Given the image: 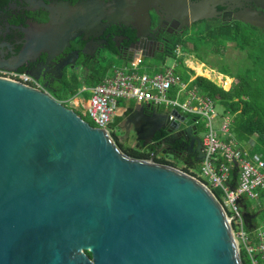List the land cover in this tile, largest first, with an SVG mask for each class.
I'll return each instance as SVG.
<instances>
[{
    "label": "water",
    "instance_id": "water-1",
    "mask_svg": "<svg viewBox=\"0 0 264 264\" xmlns=\"http://www.w3.org/2000/svg\"><path fill=\"white\" fill-rule=\"evenodd\" d=\"M160 1L132 3L146 11ZM41 6L51 22L27 29L21 53L0 69L19 71L42 53L59 55L77 33L95 27L101 12L93 1ZM116 7L131 14L126 0ZM28 73L34 76L33 69ZM128 109L146 146L166 128L197 129L177 110L171 121L151 105ZM243 209L245 224L254 228L258 214ZM0 264L244 263L225 208L207 185L127 155L108 132L49 92L0 79Z\"/></svg>",
    "mask_w": 264,
    "mask_h": 264
},
{
    "label": "flooded vegetation",
    "instance_id": "flooded-vegetation-1",
    "mask_svg": "<svg viewBox=\"0 0 264 264\" xmlns=\"http://www.w3.org/2000/svg\"><path fill=\"white\" fill-rule=\"evenodd\" d=\"M91 1L101 10L92 30L82 36L77 33L75 40L59 55L49 59L42 53L30 67L20 69L26 72L33 69L35 79L52 95L59 94L67 85L74 86V73L104 62L108 54L123 62L136 58L142 63L168 57L178 40L189 39L201 25L241 28L264 35V27L256 25L264 23V2L261 0H162L148 6L146 11L133 8L132 0H126L130 15L119 13L116 7L119 0H0V66L14 63L26 43L27 29L51 22V14L42 8V2L49 5L63 2L75 7ZM199 124L192 123L197 126L192 133L185 130L171 133L167 128L158 131L147 146L137 139L135 149L155 154L159 161L166 162L165 165L192 174V167L197 169L204 159V139ZM120 127L126 133L135 129L126 116L121 117ZM113 136L127 154L121 139L115 133ZM167 156L179 160L182 167H176Z\"/></svg>",
    "mask_w": 264,
    "mask_h": 264
},
{
    "label": "built area",
    "instance_id": "built-area-1",
    "mask_svg": "<svg viewBox=\"0 0 264 264\" xmlns=\"http://www.w3.org/2000/svg\"><path fill=\"white\" fill-rule=\"evenodd\" d=\"M181 51V47H178V57L183 55ZM141 64L135 58L128 65H114L113 74L104 77L101 83L89 89L84 87L83 92L91 93L83 106L84 110L95 127L105 130L113 139L110 128L122 110L120 103L123 101L136 100L153 108H168L171 111V121L176 117L173 110L184 116H191L195 120L193 124L202 121L205 131L204 159L199 174L188 175L207 185L214 194L215 191H220L219 200L230 221L242 260L245 259L248 264H264V219L261 224L253 220L254 228L249 229L243 216L245 201L257 200L259 207L264 208L263 153L248 152L240 148L233 134V118H224L217 111L216 101L202 96L197 89L188 91V85L182 83L175 68L169 67L163 72L149 75L141 71ZM0 79L47 92L26 71L0 69ZM174 90L177 91L175 97ZM182 95L186 97L183 102L180 100ZM220 120L223 123L219 129L217 122ZM144 160L159 162L155 154ZM235 168H238V184L233 188L231 185Z\"/></svg>",
    "mask_w": 264,
    "mask_h": 264
},
{
    "label": "trees",
    "instance_id": "trees-1",
    "mask_svg": "<svg viewBox=\"0 0 264 264\" xmlns=\"http://www.w3.org/2000/svg\"><path fill=\"white\" fill-rule=\"evenodd\" d=\"M190 43L194 45V48L191 50L193 55L201 61V63L207 65L212 64L208 60L209 55L225 56V51L232 43L240 51L247 54L248 58L245 60L246 63L240 67L237 65L236 68H233L225 64L224 69H222V67L219 68L218 71L220 73L230 76L235 80L234 84L232 82L226 85L225 89L227 91H224L222 87L205 79L203 76H198L192 84L194 87H199L201 93L205 94L204 96L212 98L216 103L219 102L221 104L223 107L222 115L225 118L228 116L234 118L233 133L241 143L245 144L251 140H255L259 146V150L263 152L264 155V35L252 34L241 28L227 29L226 27H207L205 29H199L198 32L189 39L178 40L172 46L170 56L178 57L176 54L178 47H183L184 50H190ZM113 66L112 69H109V67L99 69L96 68L95 65H92L90 67L91 73L88 74L91 87L101 83L104 77L113 74ZM161 70L162 69H158L156 72ZM198 73L207 76L204 72ZM179 76L183 80V77L181 75ZM78 91L77 86L67 85L61 89L59 94L53 96L58 101L64 102L65 100L75 97ZM78 114L83 118V115L80 113ZM126 151L127 155L137 159H146L151 155V153L144 154L135 148H132V150L127 148ZM159 162L161 164L166 163L162 161ZM237 184L238 168H235L231 186L236 188ZM215 194L218 199L221 200L220 191H215ZM244 206L249 210L246 201ZM87 254L90 257L92 256L90 252H87ZM243 263L248 264L245 259H243Z\"/></svg>",
    "mask_w": 264,
    "mask_h": 264
},
{
    "label": "rangeland",
    "instance_id": "rangeland-1",
    "mask_svg": "<svg viewBox=\"0 0 264 264\" xmlns=\"http://www.w3.org/2000/svg\"><path fill=\"white\" fill-rule=\"evenodd\" d=\"M207 27H204L201 25V27L199 28L201 29H205ZM190 50H184V48L182 47V53L183 55H179L180 57H171V56H165L163 57V59H148L145 60V63H142V65L140 66V69L142 72L147 73L149 75L153 74V71L158 70V69H162L164 66H169V67H173L176 69L177 73L179 75H181L183 77V81L185 82L188 88V91H192L197 89L198 93L201 94L202 96H204L205 94L201 93V89L199 87H194L193 86V82L197 79L198 76H203L205 77V79H208L214 83H216L219 87H222L224 89V91H227L225 89L227 84H231L233 82L234 84V79H232V77L230 76H226L222 73H220L218 70L219 68L222 67V69L225 68V64H228L230 66H232L233 68L238 65V67H240L241 65L246 63V59L247 54L240 51L238 48H236L233 43L229 46V48L225 51V56H215L214 54L209 55L208 60L212 63L211 65H207V64H203L201 63V61H199L194 55L193 52H191V50L194 48L193 44H189ZM108 58H106V60H104V62H101L100 64H95L96 68L99 69H104V68H112V66L118 65V66H122L124 63L123 61L119 60V59H115L113 56H111V54H108V56H106ZM200 65H203L202 69L203 71H207L209 72V76L207 74V72H205V75H200L198 72L199 69L198 67ZM92 66V65H91ZM214 66V68H213ZM224 71V70H223ZM91 73V68H89L87 71H78L76 73H74V84L75 86L78 87V99L80 101V106L79 108H75L74 104L72 102H67L65 103V105L71 109H73L74 111H77L78 113H80L81 115H83V119L92 123L93 121L91 120V118L88 116V114L86 113V111L84 110L83 106L85 105V103L87 102V100L91 97V93L89 91L87 92H83L81 94V92L83 91L84 87L86 88H91V82L90 79L88 77V74ZM230 77V79H229ZM82 79V80H81ZM84 79V80H83ZM232 79V80H231ZM232 84V86H233ZM231 86V89H232ZM207 97V96H204ZM209 98V97H208ZM212 99V98H211ZM181 102L186 100V97H184L183 95L181 96ZM126 104L128 106H130L132 104L131 101H127ZM217 111L220 114H223V107L221 106V104L218 102L217 103ZM233 118V117H232ZM233 122H234V118H233ZM223 121H218L217 122V127L220 129L222 126ZM202 128V139H204L205 137V131H204V123L201 121L199 124ZM234 127V125H233ZM112 133H115L120 139L121 141L124 143L125 147H127L128 149L132 150V148H135V144L137 142L138 136L137 133L135 131V129L132 130V132L130 133H126L124 132L121 127H111L110 128ZM246 144V143H245ZM254 152L260 153L259 150H256ZM261 154V153H260ZM166 159L170 162H172L173 164H175L176 167H182V163L179 160H176L173 156H167ZM193 173L199 174L200 172V167H198L196 170L192 171ZM204 180V179H203ZM246 204L248 205L249 208V212L252 214H257L258 216L256 217V219L254 220L255 223L257 224H261L263 219H264V208H260L259 207V202L257 200H248L246 202Z\"/></svg>",
    "mask_w": 264,
    "mask_h": 264
},
{
    "label": "crops",
    "instance_id": "crops-1",
    "mask_svg": "<svg viewBox=\"0 0 264 264\" xmlns=\"http://www.w3.org/2000/svg\"><path fill=\"white\" fill-rule=\"evenodd\" d=\"M131 61V60H130ZM130 61H126V62H123L124 64L122 65V66H125V65H128L129 64V62ZM115 65V64H114ZM142 65V64H141ZM116 66H118V65H116ZM114 67V66H113ZM167 68H169V66H164L163 68H162V70L161 71H159V72H163V71H165ZM112 69V68H111ZM157 70H155L154 71V73L153 74H155V73H159V72H156ZM177 73V72H176ZM152 74V75H153ZM178 75V74H177ZM179 76V75H178ZM82 80V79H81ZM84 80V79H83ZM182 80V79H181ZM182 83H184L185 84V82L182 80ZM90 92V91H89ZM83 93V91L81 92V94ZM176 94H177V91L176 90H174V93H173V96L175 97L176 96ZM72 102L73 104H74V107L75 108H79V107H81L80 106V101H79V99H78V94L75 96V97H73V98H70V99H68V100H65L64 102H62V103H67V102ZM126 102L127 101H123V102H121V105H120V108L122 109V110H120V112H119V116L120 117H123V116H126V113L128 112V108H131V105H132V108H134V109H136V108H138L139 106H142L143 104H141V103H139L138 101H136V100H132L131 102H132V104L130 105V106H128L127 104H126ZM155 110H157V111H159L160 113H163V114H166V115H169V112H171L170 110H168V108H165V107H162V108H160V109H158V108H154ZM172 112H174V110L172 111ZM137 116L138 115H140V113H135ZM222 115V114H221ZM223 116V115H222ZM224 117V116H223ZM225 118V117H224ZM132 126H134V128H135V125H132ZM136 131V130H135ZM234 134V133H233ZM235 136V135H234ZM235 140L237 141V143H238V146L240 147V148H242L243 150H246V151H248V152H254V151H256V150H259V146L257 145V143H256V141L255 140H251V141H249L248 143H246V144H244V143H241L236 137H235ZM259 152L260 153H263V152H261L260 150H259ZM255 220V219H254Z\"/></svg>",
    "mask_w": 264,
    "mask_h": 264
},
{
    "label": "bare ground",
    "instance_id": "bare-ground-1",
    "mask_svg": "<svg viewBox=\"0 0 264 264\" xmlns=\"http://www.w3.org/2000/svg\"><path fill=\"white\" fill-rule=\"evenodd\" d=\"M198 69H199L200 72H204V73L207 72V71H203V70H202V69H204V68H203V65H200V66L198 67ZM207 74H208V76H209V72H207Z\"/></svg>",
    "mask_w": 264,
    "mask_h": 264
}]
</instances>
